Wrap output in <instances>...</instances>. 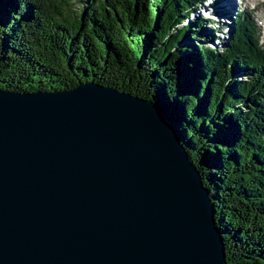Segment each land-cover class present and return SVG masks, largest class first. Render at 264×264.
I'll use <instances>...</instances> for the list:
<instances>
[{"label":"water","instance_id":"obj_1","mask_svg":"<svg viewBox=\"0 0 264 264\" xmlns=\"http://www.w3.org/2000/svg\"><path fill=\"white\" fill-rule=\"evenodd\" d=\"M0 264H227L157 104L95 81L0 89Z\"/></svg>","mask_w":264,"mask_h":264},{"label":"trees","instance_id":"obj_2","mask_svg":"<svg viewBox=\"0 0 264 264\" xmlns=\"http://www.w3.org/2000/svg\"><path fill=\"white\" fill-rule=\"evenodd\" d=\"M205 1L0 0V89L95 81L151 100L202 175L227 264H264V46L239 12L214 48Z\"/></svg>","mask_w":264,"mask_h":264},{"label":"rangeland","instance_id":"obj_3","mask_svg":"<svg viewBox=\"0 0 264 264\" xmlns=\"http://www.w3.org/2000/svg\"><path fill=\"white\" fill-rule=\"evenodd\" d=\"M211 1L214 0H207L204 5H200L201 6V10L200 12H204L203 14L205 15H214L216 19L220 20L217 24L216 21H214L213 25L210 26L211 28H216L217 31H219L218 36L215 39L214 43H212L214 48H224L226 46V43L228 42V40L231 38V28H232V18H235L238 14L237 12V5H238V0H235V6L233 11H231V13L227 14L228 17L225 18V12H223V14L219 13V11L215 12L214 11L216 9H222L223 10V5H225L224 0H218L220 1V6H214L212 7L211 10H207L206 6L208 3H210ZM242 4L240 5L239 8H242L246 11H248V9L250 10V12L246 13L247 15H250L251 20L254 22L255 24V29L257 30V34L259 36H261V38H259V42L260 44H262L264 46V3L263 4H259V7L257 10H254L253 7L256 4V0H241ZM253 11V12H251ZM214 13V14H213ZM224 26V27H223ZM216 32L214 31V34ZM227 33V34H226Z\"/></svg>","mask_w":264,"mask_h":264},{"label":"bare ground","instance_id":"obj_4","mask_svg":"<svg viewBox=\"0 0 264 264\" xmlns=\"http://www.w3.org/2000/svg\"><path fill=\"white\" fill-rule=\"evenodd\" d=\"M225 5H223V11L225 12V18L228 17V13L230 14L233 11L235 6V0H224ZM220 21V20H219ZM227 34V33H226Z\"/></svg>","mask_w":264,"mask_h":264}]
</instances>
